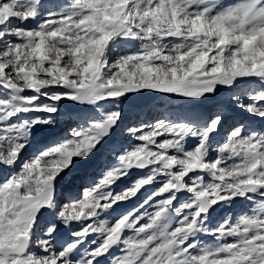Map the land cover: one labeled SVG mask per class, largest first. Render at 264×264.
I'll use <instances>...</instances> for the list:
<instances>
[{"label": "snow or ice", "instance_id": "snow-or-ice-1", "mask_svg": "<svg viewBox=\"0 0 264 264\" xmlns=\"http://www.w3.org/2000/svg\"><path fill=\"white\" fill-rule=\"evenodd\" d=\"M221 88L254 119L219 138L221 112L191 113ZM145 94L185 107L120 128ZM117 129L127 143L59 199ZM0 168V264H264V0H0Z\"/></svg>", "mask_w": 264, "mask_h": 264}, {"label": "rangeland", "instance_id": "rangeland-1", "mask_svg": "<svg viewBox=\"0 0 264 264\" xmlns=\"http://www.w3.org/2000/svg\"><path fill=\"white\" fill-rule=\"evenodd\" d=\"M230 95H231V91L230 90H228V89H224V88H221L219 91H218V93L214 96V97H212V98H210V99H207V100H205L203 103H201V104H198V105H196L193 109H196V107H200V109H204V108H201V107H212V108H215V106L216 105H219L220 103H222V102H225V103H229V101H230V99H229V97H230ZM141 99H145V100H142V101H140ZM137 101H135V100H133V101H131V102H129L128 104H130L132 107H135V108H139V104L141 103V102H146V104L147 105H152V106H155V105H157V104H161L162 103V98H160V97H157V96H155V95H153V94H145V95H142V96H140L138 99H136ZM139 101V102H138ZM246 102V101H245ZM231 104H234V103H231ZM234 108H237V107H234ZM30 115H43L42 113H34V114H30ZM243 114H241V116H242ZM75 116V115H74ZM237 120V119H236ZM236 122V121H235ZM124 123L122 122L121 123V125H120V128H125V127H127V126H124L123 125ZM59 125L60 126H62V128H63V130L64 131H68L69 129H70V126L68 125V123H66V122H63V121H59ZM57 126V125H56ZM56 126L54 127V128H52V129H50V130H47V131H45L46 132V134L48 135V136H52V137H55V136H58L59 134H61V133H58V132H55V131H52V130H54L55 128H56ZM232 125H230V126H227V128H226V131H227V129L229 128V127H231ZM120 131V129H117L114 133H113V137L112 138H114L115 136H116V134H117V132H119ZM45 134H43V135H41V137L40 138H42L43 136H44ZM62 137V136H61ZM118 138H120V141H122L121 143H127V137H123L124 139H126V140H124V139H121V137L119 136ZM118 138H114V139H118ZM124 140V141H123ZM22 156H23V158L22 159H25V158H27L28 156H25V151L23 152V154H22ZM107 155H106V159H107ZM92 159L93 158H91L87 163H82V162H79V161H77V164H76V167L75 168H77V167H86L87 165H91L93 162H92ZM105 162H106V160H105ZM106 163H103V166L105 165ZM3 168H0V173H3ZM8 171V170H7ZM131 180V179H130ZM61 182H64V181H61ZM59 183L58 184V186H57V189H58V192L60 193L59 195H57L58 197L61 195V194H63L62 192H63V189L65 188L64 186V184H67V182H64V183ZM71 184V183H70ZM72 187V186H71ZM70 187V188H71ZM69 188V189H70ZM68 190V189H67Z\"/></svg>", "mask_w": 264, "mask_h": 264}, {"label": "bare ground", "instance_id": "bare-ground-1", "mask_svg": "<svg viewBox=\"0 0 264 264\" xmlns=\"http://www.w3.org/2000/svg\"><path fill=\"white\" fill-rule=\"evenodd\" d=\"M173 104H175V108L176 109H180V108H182V107H185V106H183V105H181L178 101H174V103ZM125 109H130V108H125ZM235 111H237L238 112V114H235L232 118H231V120H233L234 121V123H235V121H236V119H237V117L238 116H241V114H242V112L238 109V108H233ZM204 110L205 109H200V108H196V109H193V111H192V116H198V115H202L203 113H204ZM131 111H133V112H135V109H131ZM139 112H141V107L139 108ZM82 113H85L86 115H87V113L86 112H81V113H76L77 114V119H78V121H79V119H81V118H83L85 115H83ZM63 114V113H62ZM64 116H66V118H68L69 116L68 115H65V114H63ZM75 114H72L71 116H74ZM127 118L125 117L124 118V121L126 120ZM229 123H231V122H229ZM229 123H227V124H225V127L227 128V126L226 125H228ZM226 128L224 129L223 128V131H226ZM115 138V137H114ZM46 139L47 140H45V141H43V140H36V141H34V143L36 144V145H38V144H43V143H47V142H49L50 140H52V139H48V137H46ZM124 139V138H123ZM54 140V139H53ZM115 140H120V138H118V139H115ZM108 142H114V140H109ZM108 142L106 143V144H104L102 147H105L104 148V150H102V147L99 149V151L96 153V155H95V159H94V163L96 164L97 163V167L99 166L98 165V161L101 159V163L103 162V163H106L105 162V160H106V155H107V153L109 154V151L110 150H112L109 146H108ZM116 142V141H115ZM114 148H119L118 147V145L115 143V146H114ZM94 166V165H93ZM96 167V166H95ZM72 176V182L74 181V179L76 178V176L77 175H71ZM68 180H64V182H67ZM64 182H61V183H64ZM125 183H128V181H126ZM73 188V185H72V187L70 188V189H72ZM70 189H68L67 191H66V193L68 194L69 193V190ZM60 193L58 192V189H57V195H59ZM78 194V193H77ZM62 199V198H61ZM67 198H65V200H66Z\"/></svg>", "mask_w": 264, "mask_h": 264}]
</instances>
